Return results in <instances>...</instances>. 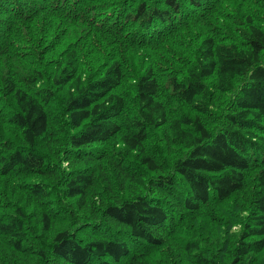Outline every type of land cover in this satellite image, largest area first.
<instances>
[{"label": "trees", "instance_id": "trees-1", "mask_svg": "<svg viewBox=\"0 0 264 264\" xmlns=\"http://www.w3.org/2000/svg\"><path fill=\"white\" fill-rule=\"evenodd\" d=\"M0 264H264V0H0Z\"/></svg>", "mask_w": 264, "mask_h": 264}, {"label": "rangeland", "instance_id": "rangeland-1", "mask_svg": "<svg viewBox=\"0 0 264 264\" xmlns=\"http://www.w3.org/2000/svg\"><path fill=\"white\" fill-rule=\"evenodd\" d=\"M45 240V239H44ZM8 250V249H7ZM30 258V257H29Z\"/></svg>", "mask_w": 264, "mask_h": 264}, {"label": "bare ground", "instance_id": "bare-ground-1", "mask_svg": "<svg viewBox=\"0 0 264 264\" xmlns=\"http://www.w3.org/2000/svg\"><path fill=\"white\" fill-rule=\"evenodd\" d=\"M100 119V118H99Z\"/></svg>", "mask_w": 264, "mask_h": 264}]
</instances>
